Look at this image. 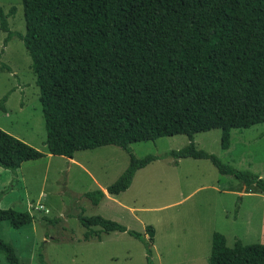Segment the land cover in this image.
<instances>
[{
    "label": "trees",
    "instance_id": "obj_1",
    "mask_svg": "<svg viewBox=\"0 0 264 264\" xmlns=\"http://www.w3.org/2000/svg\"><path fill=\"white\" fill-rule=\"evenodd\" d=\"M22 2L26 32L10 29L16 8L6 13L1 6L0 32L7 33L4 48L17 37L31 57L48 155L74 159L77 152L105 146L123 149L129 166L106 189L118 196L159 159L136 157L132 144L186 135L189 145L168 153L176 163L210 160L220 174L264 195L261 176L195 144L197 134L221 129V147L228 150L233 130L264 124V0ZM47 154L0 129V168L16 171ZM86 197L99 206L106 193L97 189ZM35 218L0 208V221L17 230ZM79 221L88 230L85 241L128 233L144 243L147 264H155L153 226L143 235L101 216L81 215ZM0 252L8 264H20L13 245L1 239ZM210 264H264V244L238 240L229 247L215 232Z\"/></svg>",
    "mask_w": 264,
    "mask_h": 264
},
{
    "label": "rangeland",
    "instance_id": "obj_2",
    "mask_svg": "<svg viewBox=\"0 0 264 264\" xmlns=\"http://www.w3.org/2000/svg\"><path fill=\"white\" fill-rule=\"evenodd\" d=\"M0 6L6 13L16 8L10 29L25 33L22 0H0ZM6 37L0 32V129L47 154L31 57L17 37L4 48ZM221 134V129L197 134V149L264 179V124L233 130L228 150L221 147ZM188 145L186 135L132 144L136 157L159 159L137 173L128 191L99 206L86 194L107 189L127 169L130 156L119 147L77 152L74 159L47 154L16 171L0 168V208L36 217L18 230L0 221V239L13 245L20 264H147L144 243L128 233L85 241L88 230L79 221L84 215L101 216L143 235L153 226L155 264H209L215 232L225 235L229 247L238 240L264 244V195L254 185L220 174L210 160L176 163L168 155ZM0 264H8L2 252Z\"/></svg>",
    "mask_w": 264,
    "mask_h": 264
},
{
    "label": "crops",
    "instance_id": "obj_3",
    "mask_svg": "<svg viewBox=\"0 0 264 264\" xmlns=\"http://www.w3.org/2000/svg\"><path fill=\"white\" fill-rule=\"evenodd\" d=\"M187 159H192V158H187ZM182 160V159H181ZM145 169V168H144ZM143 170V169H142ZM142 170H139L138 172H140V171H142ZM137 172V173H138ZM137 175V174H136ZM136 177V176H135ZM135 179V178H134ZM134 181V180H133ZM102 188V190L106 193V198L105 199H107V198H111L110 196L111 195H109L108 193H107V191H106V188H103V187H101ZM122 194V193H121ZM119 196V195H118ZM155 236H156V234H155ZM213 237V236H212ZM154 244H155V238H154ZM153 249H154V246H153ZM208 264V263H207ZM210 264V263H209Z\"/></svg>",
    "mask_w": 264,
    "mask_h": 264
}]
</instances>
